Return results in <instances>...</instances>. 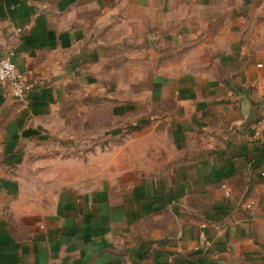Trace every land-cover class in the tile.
Masks as SVG:
<instances>
[{
	"label": "crops",
	"instance_id": "obj_1",
	"mask_svg": "<svg viewBox=\"0 0 264 264\" xmlns=\"http://www.w3.org/2000/svg\"><path fill=\"white\" fill-rule=\"evenodd\" d=\"M6 57L29 89L0 82V264H264V0H0ZM119 67L186 150L133 192L52 179L68 93Z\"/></svg>",
	"mask_w": 264,
	"mask_h": 264
},
{
	"label": "rangeland",
	"instance_id": "obj_2",
	"mask_svg": "<svg viewBox=\"0 0 264 264\" xmlns=\"http://www.w3.org/2000/svg\"><path fill=\"white\" fill-rule=\"evenodd\" d=\"M117 72L102 90L68 93L51 123L53 138L43 146L52 179H72L83 190L133 192L167 174L186 150L171 140V99L160 105L153 93L144 99L145 92L117 89L130 78L121 67Z\"/></svg>",
	"mask_w": 264,
	"mask_h": 264
},
{
	"label": "built area",
	"instance_id": "obj_3",
	"mask_svg": "<svg viewBox=\"0 0 264 264\" xmlns=\"http://www.w3.org/2000/svg\"><path fill=\"white\" fill-rule=\"evenodd\" d=\"M4 81L10 83L11 93L15 98H23L29 89L25 74L16 68L10 57L0 60V82ZM259 122H264V116L261 117ZM259 122L253 121L252 126L254 131H256ZM246 206L250 207V204L246 203ZM200 236L204 237L203 230L200 231Z\"/></svg>",
	"mask_w": 264,
	"mask_h": 264
},
{
	"label": "water",
	"instance_id": "obj_4",
	"mask_svg": "<svg viewBox=\"0 0 264 264\" xmlns=\"http://www.w3.org/2000/svg\"><path fill=\"white\" fill-rule=\"evenodd\" d=\"M255 107V108H254ZM253 108H252V110L249 112V114H248V116H247V118H246V120H245V122H244V124L246 125V124H248L249 122H251L252 120H254V113H255V111H256V106H254Z\"/></svg>",
	"mask_w": 264,
	"mask_h": 264
}]
</instances>
